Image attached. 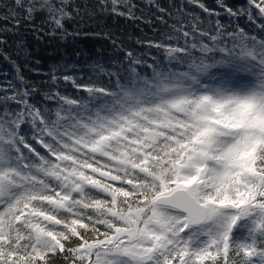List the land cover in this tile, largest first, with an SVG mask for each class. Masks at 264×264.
Returning <instances> with one entry per match:
<instances>
[{
	"label": "snow or ice",
	"instance_id": "6c2138e0",
	"mask_svg": "<svg viewBox=\"0 0 264 264\" xmlns=\"http://www.w3.org/2000/svg\"><path fill=\"white\" fill-rule=\"evenodd\" d=\"M188 4L208 28L177 8L148 43L163 54L150 75L129 51L108 87L54 69L53 84L86 93L45 94L54 109L30 102L36 89L0 88V264H264V0ZM14 6V27L42 13L68 35V0ZM98 7L135 18L137 5Z\"/></svg>",
	"mask_w": 264,
	"mask_h": 264
},
{
	"label": "trees",
	"instance_id": "16d2710c",
	"mask_svg": "<svg viewBox=\"0 0 264 264\" xmlns=\"http://www.w3.org/2000/svg\"><path fill=\"white\" fill-rule=\"evenodd\" d=\"M133 2L137 5L135 18H126L101 11L98 0H68L66 10L71 13V18L64 21L68 35L61 38L59 33L55 37L50 35L53 25L45 23L48 17L42 13H37L32 22L26 23L22 19L20 26L14 27L15 21L11 19L9 9L16 13H20V9L15 8L14 0H0V40L4 42L0 43V88L14 85L17 89H36L30 102L54 109L56 102L45 103V94L58 91L72 98L86 97V93L62 79L53 84L51 77L54 69L58 78L69 74L84 83L92 81L98 87H108L114 81L109 80L107 73L120 71L123 74V69L128 67L126 53L129 51L134 57L143 58L137 71L150 75L151 69L147 65L152 64L154 59L161 61L163 54L154 47L149 48L148 43L159 42L171 31L170 25L177 17V8L183 7L185 12L199 15L204 21V28H208L209 18L200 9L188 4V0ZM201 2L209 8H218L217 0ZM224 2L234 9L246 5V0ZM157 5L172 13V18L165 16L162 21ZM188 20L189 17L185 16L183 22ZM212 23H215V17ZM221 23L232 31L237 21L221 13ZM238 23L246 31L251 28V34L258 32L246 18L242 17ZM101 67L104 71L96 70ZM3 95L5 93L0 92V96ZM8 109L16 110L11 102ZM3 110L0 105V112ZM57 264L62 262L57 260Z\"/></svg>",
	"mask_w": 264,
	"mask_h": 264
}]
</instances>
